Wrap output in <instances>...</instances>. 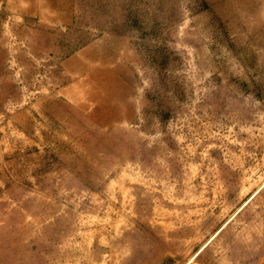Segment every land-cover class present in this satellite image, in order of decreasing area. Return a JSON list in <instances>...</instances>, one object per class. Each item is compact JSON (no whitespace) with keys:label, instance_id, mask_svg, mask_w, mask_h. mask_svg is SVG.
<instances>
[{"label":"rangeland","instance_id":"obj_1","mask_svg":"<svg viewBox=\"0 0 264 264\" xmlns=\"http://www.w3.org/2000/svg\"><path fill=\"white\" fill-rule=\"evenodd\" d=\"M0 264H264V0H0Z\"/></svg>","mask_w":264,"mask_h":264},{"label":"crops","instance_id":"obj_2","mask_svg":"<svg viewBox=\"0 0 264 264\" xmlns=\"http://www.w3.org/2000/svg\"><path fill=\"white\" fill-rule=\"evenodd\" d=\"M26 1H27V0H21V3L24 4V3H26Z\"/></svg>","mask_w":264,"mask_h":264}]
</instances>
